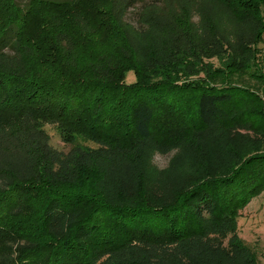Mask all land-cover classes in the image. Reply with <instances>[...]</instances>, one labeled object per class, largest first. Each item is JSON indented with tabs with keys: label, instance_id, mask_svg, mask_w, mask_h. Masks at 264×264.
I'll return each instance as SVG.
<instances>
[{
	"label": "trees",
	"instance_id": "1",
	"mask_svg": "<svg viewBox=\"0 0 264 264\" xmlns=\"http://www.w3.org/2000/svg\"><path fill=\"white\" fill-rule=\"evenodd\" d=\"M252 1L259 29L246 60L227 52L200 55L191 85L183 81L189 62L178 60L170 81L154 80L135 88L137 71L124 65V52L115 61L119 49L127 46L102 0H25L20 5L16 0H0V57L10 51L24 60L14 74L0 68V135L9 128L8 135L16 136L23 129L18 125L31 120L38 134L47 136L42 126L51 124L64 143L95 152L105 149L106 142L115 144L118 136L110 135L111 131L124 130L125 137L154 142L174 129L173 121L179 120L176 130L181 134L183 117L192 122L187 126L218 127L235 116L233 110L244 98L261 106L257 111L264 117V0ZM134 3L126 0L122 8L127 10ZM148 5L137 8L136 21ZM94 36L101 40H93ZM87 41L110 50L107 58L96 61L98 66L74 61V50ZM113 68L122 80L130 69L134 75L131 82L121 83L120 91L119 80L111 77ZM185 95L193 99L189 118L187 112L176 114ZM260 145L228 173L207 179L179 201L142 207L112 204L97 194L89 196V189L65 187L64 181L53 178L48 156L39 153L33 159L32 174L10 177L0 188V253L10 247L8 242L23 240L26 244L16 247L14 258L6 264H118L107 260L115 247L120 249L131 240L130 234L144 231L147 237L173 240L219 214L230 219L227 232L236 237L239 211L264 192V151L260 150L264 138ZM82 175L83 163H76L66 168L64 180ZM83 207L86 214L75 219L69 231L53 235L54 226Z\"/></svg>",
	"mask_w": 264,
	"mask_h": 264
},
{
	"label": "rangeland",
	"instance_id": "2",
	"mask_svg": "<svg viewBox=\"0 0 264 264\" xmlns=\"http://www.w3.org/2000/svg\"><path fill=\"white\" fill-rule=\"evenodd\" d=\"M16 1L18 5L25 2ZM124 1L102 0L109 9L111 21H116L120 27L119 36L127 46L119 49L115 61L120 60L124 52V65L137 71L135 88L154 80H169L172 66H177L178 60L189 62L188 73L183 78L188 85H191L190 78L200 55L223 56L227 52L234 58L246 60L259 29L252 0H135L127 10L122 8ZM147 3L150 5L136 21L139 6ZM13 54L7 51L0 57V68L7 75L23 66L24 60L21 62ZM72 55L75 63L95 67L100 57L102 61L110 55V50L87 41ZM101 66L99 64L100 72ZM102 73L106 75L105 70ZM111 77L113 81L119 80V91L122 82L134 79L131 69L124 74V80L116 68ZM108 83L112 86V82ZM182 102L176 114L187 112L189 118L188 106L193 99L185 95ZM258 107L252 99L244 98L233 110L235 116L227 117L218 127L187 126L191 121L183 117L181 134L176 130L179 120L173 121L174 129L154 142L125 137L124 130L111 131L110 135L118 136L115 144L106 142L105 149L95 152L64 143L51 124H43L47 134L43 136L38 134L31 120H24L18 125L23 129L18 130L16 136L8 135L9 128L1 132L0 188L10 177L19 179L32 174L33 159L41 153L51 161L44 159L55 180L64 181L65 187L75 185L80 190L89 189V196L97 194L106 202L126 207L177 202L207 179L222 177L230 167L242 162L245 155L253 153L254 147L262 146L264 125L259 122H264V117L257 111ZM80 162L83 175L64 180L68 177L64 176L66 168ZM86 210L83 207L71 211L53 227V235L69 231L75 219L82 218ZM229 221L219 214L196 223L198 226L193 227L190 234L173 240L147 237L146 232L137 231L128 236L131 240L120 249L115 247L107 261L118 264H264V192L251 198L239 211L236 237L227 232L232 226ZM22 244L26 242H8L10 247L0 253V261L6 264L13 259L16 247ZM242 246H246L249 253Z\"/></svg>",
	"mask_w": 264,
	"mask_h": 264
}]
</instances>
